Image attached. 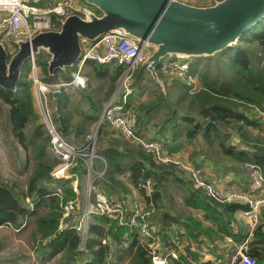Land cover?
I'll list each match as a JSON object with an SVG mask.
<instances>
[{"label":"trees","instance_id":"16d2710c","mask_svg":"<svg viewBox=\"0 0 264 264\" xmlns=\"http://www.w3.org/2000/svg\"><path fill=\"white\" fill-rule=\"evenodd\" d=\"M262 23H257L249 31V37L245 40L247 43L256 42L259 46L258 50L247 47V43L236 44L234 47H227L223 50V53L227 54L230 66L234 67L236 71L233 81L218 79L215 77L216 75L210 77L206 71L202 72L200 83L194 89L191 88L189 91L191 93L188 95L189 99L197 103L195 108H188L181 113L183 119L192 122L191 127L185 131L187 137L195 136L196 133L203 130L205 122L211 120L216 128L210 127L205 134L209 151H222L229 154L228 160L238 164L243 161L256 162L264 175V146L249 145L245 142L246 137H243L241 143L244 145L231 144V133L223 132L219 128L220 124L233 125L239 132H244L247 125L257 124L239 108V105L250 103L253 108H258L256 105L261 106L264 102V23L261 25ZM258 30L261 32L257 33ZM38 60L39 72L45 76L43 80L50 81L52 77L47 71V56L41 54ZM258 60L261 63H258ZM30 66V60L27 65L24 63L23 75L14 90L0 87V101L6 105L2 121L11 128L16 140L24 148L31 145L33 149L31 151L33 170L28 178L26 188L17 190L13 184L0 182V225L8 224L19 230L26 226L29 218H33L34 227L30 238L33 245L36 246V253L41 262L49 258H56V264H78L77 260H82L84 257V264H105L112 252L111 242L115 246L122 245L115 252L116 262L126 259L125 264H150L151 255L147 243L140 239L130 226L119 224L115 219L94 216L85 251L78 250L79 236L75 229H58L61 216L58 206L59 197L45 185L50 181L49 173L56 163V158L46 151L49 135H45L39 125L33 128L30 134L24 131L31 116H36L32 101L31 78L27 77ZM64 77L68 79L70 75L65 73ZM186 91L188 92V90ZM160 98L141 105V108L149 110L158 104ZM179 99L184 98L179 96ZM56 119H58L57 128L66 133V129L59 124V117ZM118 144L120 142L116 139H113V142L101 143L99 152L105 157L107 168L97 183L102 188L117 193L121 201L129 189L124 186L120 178L114 175L117 172L129 170V178L134 186L146 178L154 180V190L147 197L153 203H156L161 195L160 188L163 181L180 178L178 172L181 170L174 163H157L150 153L137 148L120 150ZM125 156L134 159L127 162L124 160ZM190 188V195L185 203L202 208L205 218L215 220L220 224L221 232L234 236L230 228L233 213L238 209L245 208L246 205L232 201L219 203L202 196L200 190L195 188L192 183ZM71 192L67 187L66 193ZM121 193L123 195H120ZM140 193L145 194L142 190ZM28 198L31 199L30 206L25 203ZM192 225L199 229L205 226L202 222L197 221H192ZM253 236L254 238L247 244V252L255 258V264H264L263 221L256 225ZM172 243L175 249H179L174 240ZM185 251H190L188 246ZM171 261L170 264H215L211 260L193 263L184 254L180 255L179 259Z\"/></svg>","mask_w":264,"mask_h":264},{"label":"built area","instance_id":"2783aa9c","mask_svg":"<svg viewBox=\"0 0 264 264\" xmlns=\"http://www.w3.org/2000/svg\"><path fill=\"white\" fill-rule=\"evenodd\" d=\"M85 5L86 2L83 0H0V41L8 52L12 51L15 49L14 40L30 38L38 30L58 28L65 15L70 13L83 15ZM150 53L149 46L138 43L120 30L107 31L94 41H83L81 53L75 63L77 71L72 80L58 82L55 88L58 89L61 85L72 82L85 86L86 76L79 71L83 64L90 60L99 64L110 62L118 64L116 91L103 104L91 133L84 141L65 138L56 130L47 114L43 122L50 136V153L56 158L49 175L51 181H62L53 191V194L59 197L58 206L61 216L58 229H75L79 236L78 250L85 251L94 216H106L115 219L119 224L130 226L139 237H142L150 249V264H168L170 260L178 259L179 254L174 248L165 251L160 248L159 235L148 222V217L154 210L153 203L151 201L147 205L134 203L128 207L123 201L110 198L97 183L96 179L102 177L107 168L105 158L97 154L95 142V136L103 125L112 127L126 139L136 141L145 152L152 155L155 161L174 163L188 176L193 186L199 189L203 196L221 203L228 201L244 203L246 208L242 213L250 218L252 225L258 220L259 209L264 204V194L254 195L251 191L261 187L264 180L259 177L255 164L245 162L244 167L252 174L249 190L220 192L202 177L199 167L164 156L159 141L146 138L138 131L137 110L131 101L135 93L134 78L142 61ZM32 67L35 71L34 60ZM158 71L168 79H179L193 89L197 85L190 71L188 58L167 56L161 60ZM34 83L38 89L40 81L36 75ZM97 157L103 162V166L99 169L94 166ZM67 187L72 191L68 198H66ZM136 187L149 196L154 190L155 181L146 178ZM173 240L180 245L179 233L173 234ZM255 262V258L245 252L241 245L229 264H255Z\"/></svg>","mask_w":264,"mask_h":264},{"label":"crops","instance_id":"0c3cea01","mask_svg":"<svg viewBox=\"0 0 264 264\" xmlns=\"http://www.w3.org/2000/svg\"><path fill=\"white\" fill-rule=\"evenodd\" d=\"M184 1L205 5L210 4L213 0ZM196 58L201 59L203 57ZM188 60L190 63L189 58ZM76 71L77 65L74 64L72 67H66L64 70H56L54 74L49 75L52 77L50 81L40 82L41 91L45 97L51 92L54 99L61 100L60 102H62V110L65 113L62 112L59 116L62 117L63 125L67 133H74V131H78L77 128L75 129V124L73 125L71 123V117H74L72 113L77 110H82L81 114H83L85 119L89 121V131L93 129L94 123L100 114L103 104L107 99H109L114 90L116 76L119 73V66L116 62L99 64L97 62L88 60L83 64L79 71L81 74L86 76V85L80 86L74 82L61 85L58 87L59 92L54 94L56 91L55 89H57L55 88L57 87L56 84L58 82H68L72 80ZM65 73L70 75V78H65ZM159 75L167 85L170 84L171 79H168L161 73H159ZM91 78L99 81L97 84L98 88L101 86H107V93L104 94V97H107L108 93L111 92L110 96L105 101L103 100L102 102V98L97 105H95L94 100L95 88L91 89L90 85V81L92 82ZM135 78V93L133 94L131 101L132 105L137 110V113L140 112V121L137 122L138 131L146 138L159 141L164 156L177 159L179 161H186L194 166L199 167L202 177L205 180L211 182L220 192L232 190H249L250 183L252 181V174L244 167L245 162L255 164L258 168L259 177L264 180V175L261 171V168L256 162L243 161L238 164L234 161L228 160L230 157L229 154L223 153L222 151L210 152L203 130L196 133L193 137H187L185 131L187 128L191 127L192 122L181 118V112L175 113V115L177 113L179 114L177 119H173L174 116L171 120H168V117L164 119H156L154 115V112L156 111L152 112V110L157 108L161 100H164V98L159 100L158 104L149 110H143V113L141 105L144 104V100H146L148 96L146 93L140 94V88L137 87V82H141L142 87L144 82H146L145 84L148 83V80H151L155 84L158 83L152 78L151 74L144 66H140L138 68ZM92 87H95L94 83ZM142 90H144V88H142ZM159 90H161V88H159ZM163 95L165 94L163 93ZM85 98H87L88 101H84ZM137 105L140 106L139 109L137 108ZM51 108L55 109L56 104L54 103ZM242 110L246 113V115L253 119V121L255 120L257 122L256 125H248V130L251 131L254 129V127L257 129L264 128V119H260L259 113L255 114L254 110ZM257 131L260 133L259 130ZM262 134H264V130ZM113 139H116L120 142V144H118V149L125 150L130 148L122 143L125 141L123 139L126 138L119 135L112 127L103 125L99 133L97 154L103 156L99 152L101 149V143L105 144L107 142H113ZM127 141L130 143L132 142L128 139L125 142ZM237 141L238 138L236 135H231L230 143L237 145ZM132 159L134 158L129 156L124 157V160L127 162L132 161ZM94 166L96 169H99L103 166V162L100 157L95 159ZM178 173L180 177L179 179H168L162 182L160 188L161 195L159 199H157L156 203H153L150 199H148V195L141 194L139 189L131 183L129 178V170L125 169L122 172L115 173L114 175L120 178L124 186L129 189V192L124 194V199L122 200L126 206L131 207L134 203L147 205L149 201L153 203L154 210L148 217V222L159 235L160 248L163 251L174 248V244L172 243L173 234L177 232L179 233L180 243V245L177 244L179 249H176L179 254L178 256L180 257V255L184 254L193 263L211 260L215 264H229L232 262L237 249L241 245L243 246L245 252H247V244L254 238V228L261 221H263L264 224V204L261 205L259 209V217L255 225L251 224L249 217L243 215L242 210L244 208L236 210L233 213V220L230 223V228L234 236H230L219 230L220 224H218V222L205 218L204 210L202 208L194 207L185 203V200L190 195L191 181L184 172L181 171ZM100 179L101 177L97 178L96 180ZM100 188L102 187L100 186ZM102 189L110 196V198L114 200H120L117 193H112L108 189ZM251 193L254 195L264 194V183H262L261 187L251 191ZM120 195H123V193ZM202 196L201 198L204 199ZM232 202L241 203L238 201ZM192 221L202 222L207 227L204 226L200 229L193 227ZM187 225H189V227H187ZM187 246L190 251H185ZM171 262L172 261L170 260L168 264Z\"/></svg>","mask_w":264,"mask_h":264},{"label":"water","instance_id":"95a60500","mask_svg":"<svg viewBox=\"0 0 264 264\" xmlns=\"http://www.w3.org/2000/svg\"><path fill=\"white\" fill-rule=\"evenodd\" d=\"M83 15L70 13L55 29H42L27 39L14 40L9 54L0 41V87L14 90L23 75L26 59L42 51L49 75L72 67L83 41H94L103 33L120 30L151 48L144 66L165 93L158 66L167 56L205 57L222 51L260 22H264V0H213L200 5L184 0H83ZM56 92H59L57 89ZM59 124L64 127L62 117ZM211 120L203 126L206 134Z\"/></svg>","mask_w":264,"mask_h":264},{"label":"rangeland","instance_id":"374dc122","mask_svg":"<svg viewBox=\"0 0 264 264\" xmlns=\"http://www.w3.org/2000/svg\"><path fill=\"white\" fill-rule=\"evenodd\" d=\"M264 23V22H263ZM263 23L261 25H263ZM261 31H257L259 33ZM249 37V34L245 36V38H240L236 43L232 44L230 46L234 47L236 44L244 45L246 38ZM247 47L250 48H255L259 49V46L256 42L250 41L246 44ZM14 49L12 51H9V54L13 53ZM43 55H46L44 51H42L40 54H35L34 55V63L36 66L35 71H33L32 67V60L30 69L28 70V76L31 78V89H32V101H33V106L36 112V116H31L30 121L27 125V127L24 129L28 134L32 131L33 128H35L37 125H39L40 129L45 132V135H49L47 129L44 126V116L47 114L53 121L56 130L61 133L65 138H70L76 141H84L85 138L87 137L88 134L91 133L89 131V121L85 119L84 115L81 114L82 110H77L72 113L74 117H71V123L74 125L75 124V129L77 128L78 131H74V133H63L61 132L58 128V116L61 115L63 112L62 110V102H60V99H54L52 97V93L50 92L49 95H43V92L39 91L36 87V84L34 83V77L38 78V80L45 81L43 80L45 76H43L39 72V65L37 64L38 59ZM37 59V60H36ZM190 59V71L193 74V78L195 82L198 85V82L200 83V76L202 72H205L209 74L210 77H217L218 79L221 80H228V81H233L234 76H235V68L231 67L228 61L227 54L223 53L222 51L216 52L210 56H205L201 59L196 58V57H189ZM29 59H26L25 64H28ZM258 63H261L258 60ZM36 73V74H35ZM136 75V73H135ZM117 78L118 74L116 76V81H115V87L112 92V94L116 91L117 88ZM92 82L90 81L91 89L95 88L94 90V100H95V105L98 104V102L102 99L105 101L109 96L110 93H108L107 97H104V94L107 93V86L104 87H97V84L99 81H96L94 78L92 79ZM136 82V78L134 80ZM47 82V81H45ZM93 83L95 87L93 86ZM144 82L143 87L141 82H137V87L140 88L139 92L141 93H146L148 98L144 100V104L148 103L152 99H157L160 97H163L164 100H161L160 104L152 110L154 112L155 118L156 119H164L168 117V120H171L172 117L173 119H177L178 113L187 110L188 108H195V105L197 103H194L191 99H189V91H191V87L189 85H186V83H183L181 80H174L171 79L170 84L167 85L165 82V89L166 93L163 95L161 90H159L160 86L158 84H155L151 80H148V83L145 84ZM144 88V90H142ZM188 90V92L186 91ZM111 94V95H112ZM183 97L184 99H179ZM84 101H88L87 98L84 99ZM56 104V108L52 109V105ZM58 104V106H57ZM102 104V103H99ZM84 105V104H83ZM256 105V104H255ZM85 106V105H84ZM99 106V105H98ZM139 109V105H137ZM101 107V105H100ZM99 107V108H100ZM258 111L255 110V114L259 113L260 119H264V102L261 106H257ZM51 108V109H50ZM240 109H246L247 111L253 109L252 104H240L239 105ZM157 109V110H156ZM6 110V105L3 104L0 101V182H7L9 184L15 185V189H25L26 184L28 181L29 176L32 173L33 170V158L31 151L32 146L29 145L27 148H24L15 138L13 132L11 131V128L7 127L4 121H2L4 118V113L3 111ZM136 110V109H135ZM145 109H142V111ZM166 111V112H165ZM178 112L176 115L175 113ZM65 113V112H63ZM144 113V111H143ZM193 113V112H191ZM140 112L137 113V118L138 121H140ZM182 114V113H181ZM183 115L180 117L182 118ZM255 121V120H254ZM96 123V122H95ZM94 123V125H95ZM88 124V125H87ZM234 124V123H232ZM231 124V125H232ZM219 128L223 130V132H230L231 135H236L238 138L237 145H244L241 144L243 141V137H246L245 142L248 143L249 145H261L264 146V134H262L263 129H257L254 127L253 130H248L249 127L248 125L246 126L244 132H239L236 130L233 125H223L220 124ZM101 128L99 129L96 137V144L98 146V138H99V133H100ZM260 133H258V131ZM89 132V133H87ZM87 134V135H86ZM86 136V137H85ZM50 137V136H49ZM127 140V139H123ZM132 141L131 143L129 141L125 142L123 141L125 145H127L130 148H137L140 150H143L134 140L128 139ZM228 141V140H227ZM133 143V144H132ZM46 151L50 152L49 150V138L48 142L46 144ZM144 151V150H143ZM53 156V155H52ZM157 163H166V162H160L156 161ZM50 178V175H49ZM62 181H50L45 185L49 187V189L53 192L55 189L61 184ZM64 183V182H63ZM140 191V190H139ZM71 195L67 193L66 198L70 197ZM30 198L25 200V203L31 204ZM79 200V199H78ZM34 227V222L33 218H29L27 221V224L24 228L22 229H15L11 227L8 224H1L0 225V264H56V258H49L48 260L41 262L39 260V257L37 256L36 253V246L33 245L32 239L30 238V233ZM139 237V236H138ZM142 239V237H139ZM122 245H113L110 242V247L112 249L111 254L108 256V262L105 264H125L126 259L123 261L116 262V253L119 248H121ZM82 260H77L78 264H84V257H82ZM78 259V258H77Z\"/></svg>","mask_w":264,"mask_h":264},{"label":"bare ground","instance_id":"6f19581e","mask_svg":"<svg viewBox=\"0 0 264 264\" xmlns=\"http://www.w3.org/2000/svg\"><path fill=\"white\" fill-rule=\"evenodd\" d=\"M235 52V51H234ZM40 91H41V84L39 85V88H38Z\"/></svg>","mask_w":264,"mask_h":264}]
</instances>
